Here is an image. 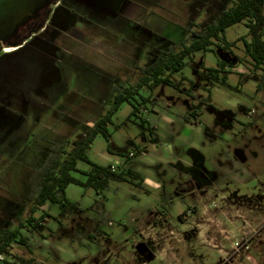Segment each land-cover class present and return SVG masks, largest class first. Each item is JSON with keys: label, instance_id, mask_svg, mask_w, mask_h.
<instances>
[{"label": "rangeland", "instance_id": "obj_1", "mask_svg": "<svg viewBox=\"0 0 264 264\" xmlns=\"http://www.w3.org/2000/svg\"><path fill=\"white\" fill-rule=\"evenodd\" d=\"M60 2L66 11L56 19L68 26L65 34L59 29L53 42L35 37L20 51L0 52V233L27 217L34 171L51 148L64 145V163L115 94L136 84L143 73L135 64L146 67L162 51L192 43L237 0ZM75 30L81 35L69 42ZM247 33L244 22L227 27L232 53L197 51L195 62L171 74L178 89L157 86L138 117L122 103L107 126L109 141L94 138L87 150L93 162L133 165L144 187L111 180L97 194L69 184L66 197L83 210L62 216L47 202L43 227L22 228L27 245L12 243L0 264L19 263L15 255L44 264H264V80L256 86L264 71L236 41ZM201 59L232 64L227 84L210 86ZM190 80L195 98L185 93ZM206 82L214 107L200 101L208 97L198 87ZM127 152L129 161L120 155ZM77 168L89 165L78 160Z\"/></svg>", "mask_w": 264, "mask_h": 264}, {"label": "trees", "instance_id": "obj_2", "mask_svg": "<svg viewBox=\"0 0 264 264\" xmlns=\"http://www.w3.org/2000/svg\"><path fill=\"white\" fill-rule=\"evenodd\" d=\"M264 0H237L235 5L222 11L215 20L210 23L198 37L190 44H182L178 49H169L163 51L157 59L149 66L142 69V76L135 85L124 87L114 96L113 105L102 116H100L93 126L88 128L84 136L76 143L74 149L64 163H60L58 159L59 153L65 152L64 145L53 146L51 151L45 157L43 163L34 171L32 177V187L29 198L31 206L27 217L19 220L14 228H6L0 233V256L1 254L9 255L12 243L27 245L28 237L21 233L22 228L30 227L34 231H39L43 227L42 223L49 216L48 210L43 206L49 203H56L60 207L59 215H66L74 210L83 209L76 202L70 201L65 194V189L69 184H76L84 187H90L97 194L103 192L108 187L111 180L128 181L137 186L144 187V179L141 175L134 171L132 166L128 165L124 168L116 167L113 171L110 164L101 165L93 162L87 150L93 142L94 138L101 134L109 141L110 132L108 124L111 122L112 115L118 110L120 105L127 102L132 109L130 115L138 117L141 112L140 106L149 102L154 88L159 85L166 84L179 88V84L171 79L173 72L181 70L188 62L195 61L197 51H215L220 49L232 53V47L235 41H228L225 37V29L235 23L244 22L248 29V37L240 36L236 39L243 42L244 50L250 57L255 68H262L264 71ZM232 64L227 61H220L216 66H206L202 62V68L206 76L211 80L212 85H225L230 73L233 71ZM241 76L243 73H239ZM264 74L261 75L257 90H260L263 84ZM146 87L150 90L148 96L139 94V89ZM209 93V88L207 89ZM136 96L140 97V101ZM207 98H202V104H212L206 102ZM200 111L193 110L190 114L198 115ZM143 131H152L147 124V120L140 118L138 122ZM110 150V149H109ZM140 152L137 148L132 155ZM125 156V161H129L131 156L129 152L120 153ZM82 160L89 165L87 170H79L77 161ZM78 171L83 174L84 179L75 177L72 172ZM38 210H42L39 216H35ZM28 229V228H27ZM30 230V229H29ZM19 263L13 264H44L35 257H21L15 255Z\"/></svg>", "mask_w": 264, "mask_h": 264}, {"label": "flooded vegetation", "instance_id": "obj_3", "mask_svg": "<svg viewBox=\"0 0 264 264\" xmlns=\"http://www.w3.org/2000/svg\"><path fill=\"white\" fill-rule=\"evenodd\" d=\"M61 2H60V0H55V2H53L47 9H45V10H42V11H40L38 14H37V16H35L33 19H31L29 22H27V24H25L24 26H22L19 30H18V32H17V34H16V37L14 38V39H12L10 42H7V43H3V42H0V52L1 53H4V54H10V53H14V52H17V51H20L21 49H23V48H25L26 46H27V44H28V42L30 41V40H32V38H35V37H38V38H42V40L43 41H46V42H50V41H52L53 42V37H55L57 34H56V32H57V30H62V31H60V33L61 34H65V31H67V28H68V26L67 27H65L64 25L65 24H61L60 23V21L59 20H57L56 19V16L59 14V11H66V9L65 8H62L61 7ZM222 11H224V10H222ZM221 11V12H222ZM220 12V13H221ZM219 13V14H220ZM218 14V15H219ZM217 18V17H216ZM215 20V19H214ZM213 20V21H214ZM212 21V22H213ZM211 22V23H212ZM40 24H42V26L40 27V31H39V35L38 34H36L33 30L34 29H36ZM210 24V23H209ZM208 24V25H209ZM207 25V26H208ZM193 26V24H191V27ZM70 29V28H69ZM76 32V33H75ZM80 33H78L76 30L75 31H73V32H69L68 34H67V38L70 40L69 42H71V40L73 41V40H76V39H78V35H79ZM81 35V34H80ZM79 35V36H80ZM199 35V34H198ZM26 36V38L22 41V43L21 44H19V45H13L12 43H14L15 41H19L20 39H22L23 37H25ZM57 36H59V35H57ZM56 36V37H57ZM198 37V36H197ZM188 45V44H187ZM180 46H182V45H180ZM180 46H178V47H180ZM178 47L176 48V49H178ZM171 49H173V48H171ZM175 49V50H176ZM169 50V49H168ZM216 50H220V49H216ZM216 50L214 51V52H216ZM164 51H166V50H164ZM163 52V51H162ZM161 52V53H162ZM160 53V54H161ZM229 55V54H228ZM159 56V55H158ZM157 56V57H158ZM157 57H156V59H157ZM155 59V60H156ZM154 60V61H155ZM153 61V62H154ZM195 61H196V57H195ZM195 61H193V62H195ZM222 61H227V60H222ZM152 62V63H153ZM202 62L204 63V61L201 59L200 61H198V65H199V68H202ZM218 62H220V61H218ZM217 62V63H218ZM151 63V64H152ZM189 63V62H188ZM150 64V65H151ZM149 66V65H148ZM147 67V66H146ZM136 70H140L141 72H142V69L143 68H145V67H142L141 65H138V63L137 64H135V67H134ZM202 70H203V68H202ZM205 75V77H207L206 76V74H205V71L203 70V76ZM200 76V75H199ZM208 78V77H207ZM184 78H182V80H183ZM209 79V78H208ZM190 86H189V88H188V90L185 92L186 93V95L187 96H190V97H192L193 95L191 94V92H192V90L195 88V87H197V85L195 84L196 82L194 81V80H190ZM176 84V83H175ZM218 85V84H217ZM209 85H208V82H206L204 85H200V86H198V87H200V88H202L203 90H207L208 88L210 89L209 90V93H208V97H206L205 96V98H207V100H206V102H208L209 104L211 103L210 101H208V98H209V96L211 95V85L208 87ZM124 88V87H123ZM123 88H121L120 89V91L123 89ZM143 88H146V87H142L141 89H143ZM155 89V88H154ZM140 90V89H139ZM153 92V91H152ZM207 92H208V90H207ZM140 94V93H139ZM151 97H152V94H151ZM193 98H195V96H193ZM204 98V97H203ZM201 100H202V98H201ZM200 100V101H201ZM138 101H140V100H138ZM151 101V98H150V100H149V102ZM212 104V103H211ZM203 105H206V106H210V105H208V104H203ZM141 106H143V105H141ZM141 106H140V109H142L141 108ZM144 107V106H143ZM210 107H214L213 106V104H212V106H210ZM193 111V110H192ZM198 111H200V113L199 114H201V109H198ZM191 112V111H190ZM190 112H189V114H190ZM242 112H244L245 114H246V112L245 111H242ZM198 120V119H197ZM196 122V121H195ZM143 132H145V131H143ZM153 131H150V132H148V133H150L149 135H153V133H152ZM51 151V150H50ZM49 151V152H50ZM180 217L182 216V214H180L179 215ZM182 218V217H181Z\"/></svg>", "mask_w": 264, "mask_h": 264}, {"label": "water", "instance_id": "obj_4", "mask_svg": "<svg viewBox=\"0 0 264 264\" xmlns=\"http://www.w3.org/2000/svg\"><path fill=\"white\" fill-rule=\"evenodd\" d=\"M53 2L55 0H0V42L7 43L14 39L22 26ZM41 26L42 24L36 29ZM25 38L26 36L12 44L19 45Z\"/></svg>", "mask_w": 264, "mask_h": 264}, {"label": "built area", "instance_id": "obj_5", "mask_svg": "<svg viewBox=\"0 0 264 264\" xmlns=\"http://www.w3.org/2000/svg\"><path fill=\"white\" fill-rule=\"evenodd\" d=\"M110 169L114 171V170L116 169V166L112 164V165L110 166Z\"/></svg>", "mask_w": 264, "mask_h": 264}]
</instances>
